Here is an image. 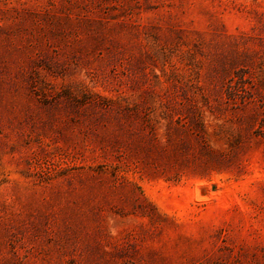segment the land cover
I'll return each instance as SVG.
<instances>
[{"label": "rangeland", "instance_id": "374dc122", "mask_svg": "<svg viewBox=\"0 0 264 264\" xmlns=\"http://www.w3.org/2000/svg\"><path fill=\"white\" fill-rule=\"evenodd\" d=\"M0 264H264V0H0Z\"/></svg>", "mask_w": 264, "mask_h": 264}]
</instances>
